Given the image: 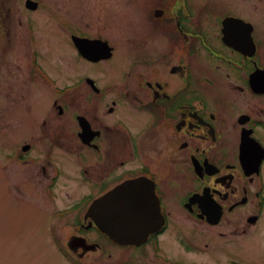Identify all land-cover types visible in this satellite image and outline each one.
<instances>
[{
  "label": "flooded vegetation",
  "instance_id": "af4514ba",
  "mask_svg": "<svg viewBox=\"0 0 264 264\" xmlns=\"http://www.w3.org/2000/svg\"><path fill=\"white\" fill-rule=\"evenodd\" d=\"M27 1L0 0V133L13 147L0 168L40 187L60 258L124 249L141 264H242L247 244V264H264V0H142L144 50L137 60L130 43L109 79L107 38L56 15L36 37L42 0ZM74 36L106 41L112 57L88 58L99 47ZM123 185L131 227L152 228L128 245L100 229L102 203L91 211Z\"/></svg>",
  "mask_w": 264,
  "mask_h": 264
},
{
  "label": "rangeland",
  "instance_id": "374dc122",
  "mask_svg": "<svg viewBox=\"0 0 264 264\" xmlns=\"http://www.w3.org/2000/svg\"><path fill=\"white\" fill-rule=\"evenodd\" d=\"M42 5L41 12L31 15L39 22L35 29L36 37H43L51 31L48 30L47 17L56 15L63 16L59 26L69 24L74 27L81 26L83 29L93 28L115 47L112 61L103 65L105 72L101 73L104 75L99 72L101 79L115 78V76H110L114 65H117L120 70L126 68L124 58L126 48L130 43H133L136 48L134 57H137V60L140 59V53L144 49H141L139 38L141 25L147 26L148 2L142 0H42ZM41 43L45 47V42L41 41ZM127 51L130 52V50ZM76 67L73 60L67 58V71L74 72ZM84 72L87 74L89 69L85 67ZM4 79L6 80L5 76ZM10 122V120H4V123L0 121V125L4 126ZM10 133L12 135V131ZM0 144H3L0 145V149H7L10 153L13 151L10 135L0 133ZM5 160L0 152V166ZM21 170L22 168H20V173ZM5 172L6 177L3 176L0 168V264H80L73 261L67 262L60 258L58 247L53 241V232L49 227L50 217L40 210V208L48 210L51 207L41 195L40 187L35 184L20 183L21 178L16 177L17 170L12 166ZM6 183L13 190L17 184L20 191L24 192L23 195L18 193L21 198L7 194L4 188ZM62 202L72 201L58 200L59 204ZM58 226L62 231L60 236L65 242L69 241L71 232L64 227L63 223H59ZM100 254L89 253L83 263L141 264L138 255L130 256L124 249L117 251L109 249L106 254ZM242 255V264L252 262L250 246L247 244L244 245Z\"/></svg>",
  "mask_w": 264,
  "mask_h": 264
},
{
  "label": "water",
  "instance_id": "95a60500",
  "mask_svg": "<svg viewBox=\"0 0 264 264\" xmlns=\"http://www.w3.org/2000/svg\"><path fill=\"white\" fill-rule=\"evenodd\" d=\"M82 40L76 41L79 45ZM95 45H99L101 48V53L98 56L87 55L88 58L98 60L105 59L111 56V48L107 43L100 44L96 42ZM128 185H123L114 191L112 194L108 195L107 198L95 201L91 207V211L95 210L97 203H102L106 210L110 211L109 214L101 215L100 229L104 234H106L111 239L115 240L119 244H133L140 241L139 238L142 234H149L152 231L151 227H147V230L139 231L135 227H131L130 223L132 220L130 217L134 218L132 211H135V205L129 204L125 197ZM139 209V208H138ZM131 224V225H130ZM135 224V222H133Z\"/></svg>",
  "mask_w": 264,
  "mask_h": 264
}]
</instances>
